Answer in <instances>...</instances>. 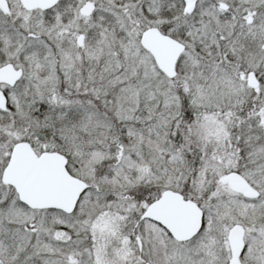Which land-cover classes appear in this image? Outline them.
I'll return each instance as SVG.
<instances>
[{
  "label": "snow or ice",
  "instance_id": "obj_1",
  "mask_svg": "<svg viewBox=\"0 0 264 264\" xmlns=\"http://www.w3.org/2000/svg\"><path fill=\"white\" fill-rule=\"evenodd\" d=\"M0 264H264V0H0Z\"/></svg>",
  "mask_w": 264,
  "mask_h": 264
}]
</instances>
